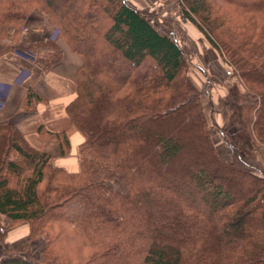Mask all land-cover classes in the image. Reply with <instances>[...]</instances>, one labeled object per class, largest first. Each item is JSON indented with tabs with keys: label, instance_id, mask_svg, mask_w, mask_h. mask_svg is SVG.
<instances>
[{
	"label": "trees",
	"instance_id": "1",
	"mask_svg": "<svg viewBox=\"0 0 264 264\" xmlns=\"http://www.w3.org/2000/svg\"><path fill=\"white\" fill-rule=\"evenodd\" d=\"M178 2L238 80L221 129L229 159L184 50L128 0H0V56L25 51L45 72L62 59L60 40L78 55L69 125L54 134L61 154L71 131L83 136L68 172L0 121V264H264V172L251 165L264 147V0ZM36 10L56 37L21 45ZM41 100L29 87L19 107ZM20 221L28 235L12 248L6 230Z\"/></svg>",
	"mask_w": 264,
	"mask_h": 264
},
{
	"label": "crops",
	"instance_id": "2",
	"mask_svg": "<svg viewBox=\"0 0 264 264\" xmlns=\"http://www.w3.org/2000/svg\"><path fill=\"white\" fill-rule=\"evenodd\" d=\"M56 34L57 30L48 18L37 11L28 18L18 43L28 45L49 37L55 38ZM59 45L63 52L62 59L45 72L25 51L16 49L0 56V121H9L24 134L30 146L51 154L54 166L77 172L78 146L83 140L82 134L78 130L71 131L68 135L69 148L65 154H61L54 133L69 125L65 106L75 95L80 59L62 40ZM224 82L228 84L227 76ZM29 87L42 98L31 111L19 107ZM40 124L52 134L42 138L36 131ZM261 156L264 158L262 153H258V159Z\"/></svg>",
	"mask_w": 264,
	"mask_h": 264
},
{
	"label": "rangeland",
	"instance_id": "3",
	"mask_svg": "<svg viewBox=\"0 0 264 264\" xmlns=\"http://www.w3.org/2000/svg\"><path fill=\"white\" fill-rule=\"evenodd\" d=\"M160 32L168 34L179 43L187 58V70L190 81L201 91L202 107L211 128L212 142L219 155L229 159V149L221 136V129L229 124L227 89L238 80L232 75L228 63L204 39L202 34L181 13L178 0H128ZM37 11H33L30 17ZM56 29V28H55ZM228 70L229 73H228ZM228 79V84L224 78ZM228 136V135H227ZM258 153L264 155V147L257 146L251 165L254 173L264 172V158L258 159ZM196 159H198L196 157ZM196 164L199 163L195 160ZM199 169V165L195 166ZM203 167L209 174L208 166ZM109 186L122 191L121 184L115 180ZM4 223H6L4 221ZM28 235V222L20 221L9 225L4 243L12 248L20 246ZM31 251L38 256L44 248L41 236L29 242ZM1 250V245H0ZM1 252V251H0Z\"/></svg>",
	"mask_w": 264,
	"mask_h": 264
}]
</instances>
